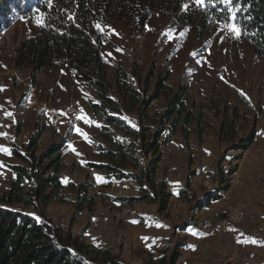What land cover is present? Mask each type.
Returning <instances> with one entry per match:
<instances>
[{"label": "rangeland", "instance_id": "obj_1", "mask_svg": "<svg viewBox=\"0 0 264 264\" xmlns=\"http://www.w3.org/2000/svg\"><path fill=\"white\" fill-rule=\"evenodd\" d=\"M17 3L21 9H12L8 24L0 29V86L4 88L0 105L13 114L6 118L0 111V133H7L0 136V145L9 150L14 142L23 146L37 127L44 128L38 153L61 144L64 200H52L46 215L51 225L62 229L64 245L96 264H102L107 255L128 264H145L177 247V264H264V60L253 48L233 38L224 30L223 22L210 14L207 32L202 35L195 27L174 23L173 17L158 9L142 30L131 29L127 19L99 23L106 37L100 53L112 98L123 104L116 65L139 91L143 89L139 76L144 78L152 72L154 82L160 74L168 75V97L154 100L142 116L135 111L121 115L136 130L141 122L152 134L156 129L161 131L155 178L170 193L163 206L151 192L143 198L146 192L132 179H119L115 172L105 173L95 167L107 163L103 153L114 148L99 135L106 124L92 113L90 104L98 100L93 85L77 79L62 64L42 67L35 75L30 65L15 66V48L38 32L36 18L41 17L33 4L26 9L32 18L24 17L22 0ZM185 4L187 9L202 6L195 0H180L177 14L187 10ZM169 30L172 39L165 35ZM192 52L197 53L195 58ZM181 83L188 86L186 111L194 118L181 122L170 141L161 145L170 124L161 115ZM150 93L151 89L147 96ZM84 114L95 124L77 119ZM18 126L20 132L16 133ZM76 127L92 142L77 133ZM107 127L115 140L123 145L132 142L136 147L138 168L126 164L120 173L138 174L140 168H146L153 158L150 152L143 153L152 143L149 133L143 141L112 125ZM251 134L252 143L235 161L241 152L234 149L235 145ZM0 162L5 165L0 167L1 196L13 178L8 165L19 160L0 152ZM235 163V172L227 175ZM97 176L103 181L98 182ZM67 183L84 188L71 190ZM215 194L219 196L202 206ZM0 206L33 215L21 204L0 202ZM157 223L162 226L156 227ZM238 236L242 240L253 237L259 243H238Z\"/></svg>", "mask_w": 264, "mask_h": 264}, {"label": "trees", "instance_id": "obj_2", "mask_svg": "<svg viewBox=\"0 0 264 264\" xmlns=\"http://www.w3.org/2000/svg\"><path fill=\"white\" fill-rule=\"evenodd\" d=\"M18 0H0V29L8 24L11 10L19 11ZM21 2V0H19ZM22 0L25 10L23 16L32 18L26 9L33 4L34 10L40 13L45 24L39 27L37 33L21 41L14 51V64L21 68L24 65L32 67V74L42 67L68 66L73 75L96 89L97 102H91L93 115L105 122L99 135L111 144L113 150H106L104 165H96L105 173L115 172L117 178L126 177L135 181L146 192L143 198H148L151 192L156 202L166 206L170 193L162 181L157 182L156 171L160 161L157 140L159 129L151 132L148 126L139 124L136 130L125 123L121 115L135 111L142 116L154 100L168 97V75H159L154 82L153 73L144 78L139 76V87L128 80V74L116 65L114 68L118 88L122 89L123 104L109 95L111 84L106 79L104 63L101 57V46L106 40L103 32L95 25L108 20H130L131 29L142 30L154 10H160L165 16L173 17L174 23L195 27L199 35L207 32L209 14L219 19L223 24L236 23L244 34L241 41L251 46L256 55L264 60V0H235L241 5L235 21L219 0H204L201 7H191L182 13L180 0ZM8 15V16H7ZM136 66V65H135ZM151 89L150 95L147 92ZM188 86L179 84L176 92L170 97L161 119L168 124V133L161 145L167 144L176 132L181 122H189L194 118L186 111ZM19 125V124H18ZM108 125L135 139L145 140L149 133L152 143L143 151L153 156L146 168H140L138 174L126 176L120 173V168L130 165L137 169V157L134 143L123 145L115 140ZM20 132L18 126L16 133ZM44 132L43 127H37L30 135L25 145L14 142L11 155L19 160L18 164L8 165L13 173L8 188L0 196L4 205L21 204L30 208L33 215L0 206V264H96L83 257L77 251L73 252L64 245L63 231L48 222L46 208L52 200H64L63 184L60 179L64 168L61 144L49 146L43 153H38V146ZM152 134V135H151ZM253 141V135L238 141L235 150L241 152L234 157L235 161L242 158V153ZM141 144V143H140ZM143 150V149H142ZM47 160V162L45 161ZM227 175L235 172V166ZM28 184V187L24 186ZM71 190H82L84 185L75 186L67 183ZM227 185L222 187V191ZM210 198L202 206L208 205ZM78 201V200H77ZM78 209L81 208L79 204ZM180 248V247H179ZM175 248L169 255L163 254L156 261L149 260L145 264H177L180 249ZM102 264H128L105 256Z\"/></svg>", "mask_w": 264, "mask_h": 264}, {"label": "snow or ice", "instance_id": "obj_3", "mask_svg": "<svg viewBox=\"0 0 264 264\" xmlns=\"http://www.w3.org/2000/svg\"><path fill=\"white\" fill-rule=\"evenodd\" d=\"M203 2H204V0H195V3L197 5L203 4ZM219 3H221V4H223L225 6L226 10L231 14V19L233 21H235V17L237 15V12H239L241 10V5L239 3H235V0H219ZM184 8L187 9L188 8V5L185 4L184 5ZM36 23H37L38 26H41V27L44 26L45 22H44L42 16L36 18ZM95 27L98 30H100L101 32H103V28H102V26L100 24L95 25ZM108 27H110V26H108ZM223 27H224V30H227L229 33H231L232 34V37L235 38V39H239L240 38V35L244 34L242 32L240 26L238 24H236V23H230V24L229 23H226V24H224ZM149 30H151V29H149ZM111 31L114 32L115 30L112 29ZM184 34L185 33H181V36H183ZM117 35H118V33H117ZM165 35H167L169 39H172L173 38L172 35H171V30H169L167 33H165ZM221 39H223V38H221ZM117 51H119V49H117ZM190 55H192L195 58L196 55H197V53L196 52H192V53H190ZM197 63H199V60H197ZM0 91H4L3 86H0ZM8 103H10V101H8ZM0 111H4V115H5L6 118L13 116V114L11 112H8V111L4 110L3 105H0ZM80 111L83 112V109H81ZM61 114H64V113H61ZM77 119L83 120V122L85 124H88L90 126L92 124H95V121H92L87 116V114H84L82 116H77ZM124 119H127V117H124ZM96 126L99 127L100 125L99 124H96ZM75 130L77 131V133H79L80 135H82L86 140H88L89 143L92 142L88 138L87 133L83 132L81 130V128L76 127ZM0 136L6 137L7 136V133H0ZM0 152H3L4 154H7V155H11V151L8 148H6L5 146H3V145H0ZM0 167H5V165L3 164V162H0ZM96 179H97L98 182H102L103 181V178L102 177H99V176H97ZM133 223H138V221H133ZM148 226H150V225H148ZM155 226L156 227H161L162 225H160V224L157 223ZM192 234L193 235H196L197 233L195 231H193ZM244 235H245L244 233H240V236H244ZM142 239L148 240L149 238L148 237H142ZM237 242L238 243H254V244L259 243V241H257L253 237H245L242 240V239H240L239 236L237 237Z\"/></svg>", "mask_w": 264, "mask_h": 264}, {"label": "built area", "instance_id": "obj_4", "mask_svg": "<svg viewBox=\"0 0 264 264\" xmlns=\"http://www.w3.org/2000/svg\"><path fill=\"white\" fill-rule=\"evenodd\" d=\"M240 214L238 213V212H236V214H235V217H236V219H238V216H239Z\"/></svg>", "mask_w": 264, "mask_h": 264}, {"label": "crops", "instance_id": "obj_5", "mask_svg": "<svg viewBox=\"0 0 264 264\" xmlns=\"http://www.w3.org/2000/svg\"><path fill=\"white\" fill-rule=\"evenodd\" d=\"M241 202V201H240ZM242 203V202H241Z\"/></svg>", "mask_w": 264, "mask_h": 264}]
</instances>
